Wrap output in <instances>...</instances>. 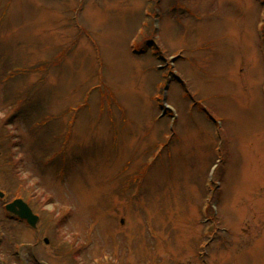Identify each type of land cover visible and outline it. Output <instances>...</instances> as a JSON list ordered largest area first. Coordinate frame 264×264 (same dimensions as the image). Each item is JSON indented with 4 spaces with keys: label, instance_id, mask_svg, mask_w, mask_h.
Returning <instances> with one entry per match:
<instances>
[{
    "label": "rangeland",
    "instance_id": "obj_1",
    "mask_svg": "<svg viewBox=\"0 0 264 264\" xmlns=\"http://www.w3.org/2000/svg\"><path fill=\"white\" fill-rule=\"evenodd\" d=\"M0 193V264H264V0H0Z\"/></svg>",
    "mask_w": 264,
    "mask_h": 264
},
{
    "label": "water",
    "instance_id": "obj_2",
    "mask_svg": "<svg viewBox=\"0 0 264 264\" xmlns=\"http://www.w3.org/2000/svg\"><path fill=\"white\" fill-rule=\"evenodd\" d=\"M5 209L18 218L24 219L31 227H36L38 217L33 215L29 207L23 201L15 200L11 204H8Z\"/></svg>",
    "mask_w": 264,
    "mask_h": 264
},
{
    "label": "flooded vegetation",
    "instance_id": "obj_3",
    "mask_svg": "<svg viewBox=\"0 0 264 264\" xmlns=\"http://www.w3.org/2000/svg\"><path fill=\"white\" fill-rule=\"evenodd\" d=\"M33 246V245H32Z\"/></svg>",
    "mask_w": 264,
    "mask_h": 264
}]
</instances>
